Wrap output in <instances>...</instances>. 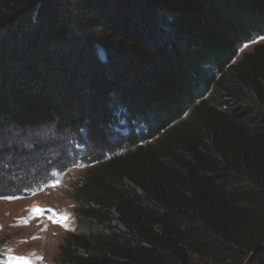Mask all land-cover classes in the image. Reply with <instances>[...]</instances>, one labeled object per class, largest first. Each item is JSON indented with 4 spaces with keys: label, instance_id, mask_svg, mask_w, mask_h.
<instances>
[{
    "label": "trees",
    "instance_id": "obj_1",
    "mask_svg": "<svg viewBox=\"0 0 264 264\" xmlns=\"http://www.w3.org/2000/svg\"><path fill=\"white\" fill-rule=\"evenodd\" d=\"M261 37L264 0H0V135L72 132L91 165L58 264H264Z\"/></svg>",
    "mask_w": 264,
    "mask_h": 264
},
{
    "label": "rangeland",
    "instance_id": "obj_2",
    "mask_svg": "<svg viewBox=\"0 0 264 264\" xmlns=\"http://www.w3.org/2000/svg\"><path fill=\"white\" fill-rule=\"evenodd\" d=\"M254 42L264 43V37ZM250 49V43L244 44L239 57L242 52ZM124 124L120 120L115 131L126 137L128 128ZM138 130L145 132L143 125L138 126ZM8 134L4 132L0 135L1 179L25 176L23 173L27 161L18 154L8 155L7 147L10 145L30 151L34 163L30 167L31 183L27 184L30 189L0 197V264H58L59 245L67 235L88 228V223L77 214L78 205L74 199L75 188L81 185L87 169L91 167L81 160V153L85 148L76 140L75 133L63 135L52 126L21 131L11 136ZM112 140L114 142L117 139L114 137ZM63 147V157H67L68 166L61 170L55 166L54 158L55 154H60L62 158ZM120 153L121 151L117 152ZM45 157L53 161L52 165L47 162L43 167ZM109 157L111 155H102L104 160ZM61 162L62 166L65 165L64 161ZM48 173L49 176H46ZM41 178L40 183H33ZM24 185L26 184L22 186Z\"/></svg>",
    "mask_w": 264,
    "mask_h": 264
},
{
    "label": "built area",
    "instance_id": "obj_3",
    "mask_svg": "<svg viewBox=\"0 0 264 264\" xmlns=\"http://www.w3.org/2000/svg\"><path fill=\"white\" fill-rule=\"evenodd\" d=\"M47 162H49V164L52 165V162L53 161L49 160ZM28 170H29V173L27 175H25L24 177H19L20 179L16 182V183H19V186L20 185L22 186L23 184H26V185L23 186L22 191L23 190L24 191H27V189H30L29 185H27V184H30L31 183V181H30V178H31L30 177V175H31V169L29 168ZM33 172H35V171H33ZM46 176H49V173ZM42 179L43 178H41V179L37 180V182H33V183H35V184L40 183L42 181Z\"/></svg>",
    "mask_w": 264,
    "mask_h": 264
},
{
    "label": "snow or ice",
    "instance_id": "obj_4",
    "mask_svg": "<svg viewBox=\"0 0 264 264\" xmlns=\"http://www.w3.org/2000/svg\"><path fill=\"white\" fill-rule=\"evenodd\" d=\"M6 199H10V197H6Z\"/></svg>",
    "mask_w": 264,
    "mask_h": 264
}]
</instances>
